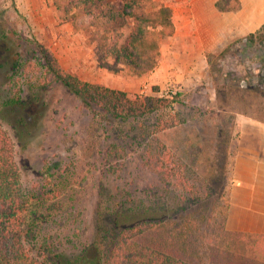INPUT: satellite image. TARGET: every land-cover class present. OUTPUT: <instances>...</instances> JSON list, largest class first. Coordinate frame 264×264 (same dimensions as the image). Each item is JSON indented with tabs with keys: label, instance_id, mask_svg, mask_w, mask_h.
<instances>
[{
	"label": "rangeland",
	"instance_id": "obj_1",
	"mask_svg": "<svg viewBox=\"0 0 264 264\" xmlns=\"http://www.w3.org/2000/svg\"><path fill=\"white\" fill-rule=\"evenodd\" d=\"M122 1L107 0L106 4L118 11ZM157 1L173 9L178 17L173 14V19L181 22L182 15L189 11L191 0ZM75 4L77 0H0V125L14 141L25 193H41L46 204L51 203L47 190L58 183L61 171L65 173L69 165L65 174L68 183L63 189V207L51 218L52 225L62 227L61 236L71 235L75 241L83 243L88 242L92 234L98 185L102 180L110 182L106 176L114 182H110L111 190L115 191L118 183L124 190L132 191L136 199L148 192L185 193L193 185V191L202 189V196L205 192L210 193L204 204L199 201L205 210L204 216L198 219L204 242L247 257L249 261L245 260L244 264H264V236L236 233L225 228V212L232 188L233 150L230 144L237 136L236 121L248 116L264 124L262 119L259 120L264 117V42L256 38L249 44L239 42L246 35L233 33L221 47H204L195 54L181 41L191 38L194 33L183 36L179 29L166 37L160 46L157 65L161 62L163 66L161 85L146 79L138 81L147 72L129 75L121 63L116 72L99 63L96 42H92L97 26L91 23L88 8L83 12ZM216 7L234 12L238 1L218 0ZM129 28V24H122L118 29L119 36L124 37ZM255 34L264 36V26ZM33 39L49 47L64 68L83 80L105 86L110 83L112 87H109L125 91L130 98L138 94L177 96L182 103H177V109L171 112L175 115L172 116L175 124L156 136V143L161 146L156 157L165 168L157 169L140 162L137 153L120 152L123 156L110 164H106L98 152L86 158L83 149L91 115L77 97L59 84L37 92L39 101L31 111L3 107L8 87L6 62H12L20 54L26 64L31 61L29 68L32 67V71L28 68L16 77L24 74L32 77L38 73L31 53ZM107 63H112V59L108 58ZM248 87L249 91H244ZM261 87L262 94L258 92ZM213 94L215 99L210 101ZM216 95L221 99L216 100ZM240 95L244 96L245 102L241 101ZM218 103L222 104L221 109L214 112ZM198 108L206 110V115L195 117ZM244 110L250 111L251 116ZM22 115L27 123H33L28 132L21 124L18 126ZM212 123L218 125L217 128L214 126L216 133ZM99 144L104 146L107 142L102 140ZM123 163L122 170L115 166ZM168 169L170 176L167 177L165 171ZM204 180L210 181L208 189L203 188ZM145 190L149 191L146 193ZM196 209L200 210V207Z\"/></svg>",
	"mask_w": 264,
	"mask_h": 264
},
{
	"label": "trees",
	"instance_id": "obj_2",
	"mask_svg": "<svg viewBox=\"0 0 264 264\" xmlns=\"http://www.w3.org/2000/svg\"><path fill=\"white\" fill-rule=\"evenodd\" d=\"M106 1L77 0L75 4L83 12L88 8L91 23L97 26L92 42H96L99 63L113 72L120 69L118 64L121 63L129 75L152 70L157 65L162 41L175 29L171 8L157 0H123L117 11ZM105 5L109 8L104 10ZM125 23L130 25L129 32L121 37L118 29ZM253 38L264 42V36L255 33L240 38L239 42L249 44ZM31 53L38 70L32 77L28 74L16 77L18 73L27 72L32 64L21 60L20 54L12 62H6L8 89L3 107L31 111L39 101L37 92L59 84L77 97L91 115L83 149L86 158L98 152L105 163L110 164L123 156L120 152L137 153L140 162L157 169L165 168L156 157L161 152L156 136L175 124L172 118L175 115L171 112L177 109V103H182L177 96L138 94L130 98L123 90L83 80L73 74L37 39L32 41ZM108 58L112 63H107ZM208 63L211 65L209 59ZM258 92L263 93L262 87ZM240 98L246 101L243 95ZM217 99H221L219 95H216ZM221 105L214 112L220 111ZM206 112L198 108L194 114L201 118ZM243 112L252 114L247 110ZM261 119L264 122V117ZM19 122L18 126L21 124L27 132L33 126L23 115ZM214 126L217 128L218 125H212L216 133ZM102 140L107 144L101 146ZM122 165L124 163L115 166L122 170ZM68 168L69 165L65 173L61 171L58 183L47 190L51 203L46 204L41 193L27 195L15 158L14 141L0 125V264H244L247 260L243 255L204 242L198 219L204 216L202 204L210 193L205 192L202 196V189L193 191V185L185 193L148 192L136 199L132 191L124 190L118 183L115 191L111 190L114 182L106 176L112 184L102 180L98 185L90 240L79 243L71 235L61 236L62 227L52 225L51 218L63 207ZM165 174L170 176L169 169ZM209 183L204 180L203 188L208 189ZM128 203L130 205L126 206Z\"/></svg>",
	"mask_w": 264,
	"mask_h": 264
},
{
	"label": "crops",
	"instance_id": "obj_3",
	"mask_svg": "<svg viewBox=\"0 0 264 264\" xmlns=\"http://www.w3.org/2000/svg\"><path fill=\"white\" fill-rule=\"evenodd\" d=\"M217 1L191 0L189 11L182 15L181 22L173 19L176 33L179 29L183 36L194 33L181 41L195 54L204 47H221L233 33L248 35L264 26V0H237L238 8L234 12L218 9ZM175 13L172 9V18ZM162 68L160 62L138 81L146 79L161 85ZM106 86L112 87L110 83ZM213 96L210 101L215 99ZM235 130L237 136L230 144L233 150L232 188L225 212V228L264 236V124L245 116L236 121Z\"/></svg>",
	"mask_w": 264,
	"mask_h": 264
},
{
	"label": "built area",
	"instance_id": "obj_4",
	"mask_svg": "<svg viewBox=\"0 0 264 264\" xmlns=\"http://www.w3.org/2000/svg\"><path fill=\"white\" fill-rule=\"evenodd\" d=\"M161 94L163 95V94H165V93H162V92H161Z\"/></svg>",
	"mask_w": 264,
	"mask_h": 264
}]
</instances>
